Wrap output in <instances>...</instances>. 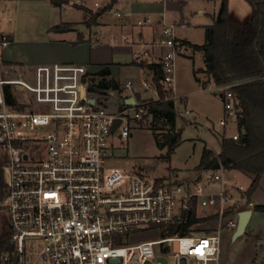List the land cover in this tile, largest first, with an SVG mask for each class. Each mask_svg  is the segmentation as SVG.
<instances>
[{
    "label": "built area",
    "instance_id": "2783aa9c",
    "mask_svg": "<svg viewBox=\"0 0 264 264\" xmlns=\"http://www.w3.org/2000/svg\"><path fill=\"white\" fill-rule=\"evenodd\" d=\"M133 1L123 0L127 10L115 8L112 0L94 5L125 17L135 14ZM139 14L138 25L153 22L152 13ZM176 26L164 19L156 45L166 47L162 83L183 121L192 110L176 94V61L186 50ZM9 43L6 35L0 37V53ZM147 55L134 53L139 61ZM5 66L10 67L0 72V155L13 249L1 257L4 264H161L157 258L169 255L170 264H222L224 233L236 231L240 211L254 209L247 202L248 188L230 179L228 169L220 164L188 179L144 177L117 163L114 133L120 130L121 143L127 142L139 123L153 116L150 101L111 88L91 91L90 71L79 63L39 64L27 73ZM237 83L220 87L224 91ZM126 88L131 90L133 82ZM111 94L118 100L115 111L105 104ZM130 96L134 104L125 102ZM223 102L224 114L214 128L238 126L234 101ZM223 136L238 139L239 131ZM172 227L180 231L169 234ZM149 229H161L165 236L129 242Z\"/></svg>",
    "mask_w": 264,
    "mask_h": 264
},
{
    "label": "rangeland",
    "instance_id": "374dc122",
    "mask_svg": "<svg viewBox=\"0 0 264 264\" xmlns=\"http://www.w3.org/2000/svg\"><path fill=\"white\" fill-rule=\"evenodd\" d=\"M94 1L85 0V4L95 7ZM217 4H219V0L217 2L185 0L180 7L173 6L174 8L172 7V11H170L171 19L179 20L185 16L188 20L184 24L179 21L175 22L178 37L187 38L194 44H204L205 26L211 25L210 14L213 13ZM83 8L80 5L73 6L71 3H65L61 6L50 5L43 0H22L15 8H12L4 0H0V37L4 33H11L14 38V44L9 48L11 55L8 56V59L5 58L3 52L0 53V72L10 67L5 65L11 63L29 64L50 54L48 44H45L48 39L71 36L68 33L50 30L49 27L54 24H65L85 16L82 22L73 24H83L85 26L83 32L88 36H91L94 30H99L100 18H95L94 13L101 7L91 10L92 12L85 11ZM251 13L252 9L247 0H230L227 32L229 39L233 40L236 37L239 29L250 19ZM6 36L10 40L9 36ZM106 38L109 41V35ZM117 41L122 42L121 39ZM136 49L135 51H139L138 47ZM113 51L114 60L132 59L130 48L117 45V47H113ZM185 53L187 55L180 56L176 61L175 82L176 91L188 97L186 106L192 110V114L189 115H185L183 112V121L177 117V128H182L183 142L173 153L168 152L169 146L168 151L167 148L158 146L154 132L162 135L163 140L169 144L170 131L168 127L155 126L153 116H150L139 123V127L132 131L127 142L121 143L119 139L120 130L114 133L115 147L113 153L116 158H119L117 163L150 176L170 174L173 177L177 175L180 179L195 178L200 174L196 166L200 162L203 147L208 145L218 155L223 133L238 132L237 123L214 128L224 114V102L220 96L222 88L215 91L216 85L213 82L207 87L204 86V81L208 78L205 72L204 52L194 51L187 47ZM89 69L92 70V68ZM115 70L123 82L136 77L135 68L119 67ZM196 73H198L200 80L196 78ZM94 74L95 72H90L91 79ZM180 99L185 104V98L181 97ZM105 104L110 111H115L118 106L117 97L111 94ZM194 116H197V120L193 119ZM227 173L230 179L237 180L249 189L252 175L236 169L229 170ZM210 174L211 172H209ZM213 186L214 188L219 187L218 184ZM250 203L253 204L254 211L245 234L235 240L232 238L233 234L224 233L223 235L220 254L222 264H264V212L255 208L257 204H264V175L260 187H258L255 196L250 199ZM5 216L6 210L0 205V238L7 235V240H4V237L2 239L3 247H0V264H4L1 257L13 249L11 231L9 234ZM164 236L165 234L161 229H149L133 234L129 238V242L140 243L160 239ZM6 243L9 244V249L4 248ZM172 250L173 252L178 250V242L173 243ZM157 261L161 264H170L173 262V256H159Z\"/></svg>",
    "mask_w": 264,
    "mask_h": 264
},
{
    "label": "trees",
    "instance_id": "16d2710c",
    "mask_svg": "<svg viewBox=\"0 0 264 264\" xmlns=\"http://www.w3.org/2000/svg\"><path fill=\"white\" fill-rule=\"evenodd\" d=\"M52 1L56 5L69 2L68 0ZM247 1L252 9L251 17L239 29L233 40L227 37L229 0H221L217 14L212 17L213 24L205 26V43L202 45L189 44L194 49L204 52L205 72L209 76L206 83L213 82L216 86H225L240 82L220 93L223 101L226 98L232 99L239 111V138L222 136L218 155L208 145H205L196 169L199 173H203L218 169L222 164L228 170L236 169L252 175V182L246 191L247 202L250 203L264 175V0ZM102 12L103 9L96 11L95 18L99 17ZM71 28L72 23H65L55 25L52 29L62 32ZM82 42L84 40L81 36L72 44L77 45ZM134 64L148 68L153 74V83L159 98L150 100V112L153 115L155 126L169 128V144L159 133L154 132V137L158 146L167 148V151L169 146L168 152L173 153L183 142L182 128H177L174 101L168 97L162 83L161 63H149L143 60L134 61ZM95 75L99 76V80L98 77L91 79V91L107 93V89L110 88L121 90L120 82L112 76L109 66L102 68ZM5 198L6 182L0 155V205L4 208ZM255 208L264 212V204H257ZM5 222L10 234L7 214ZM186 229V226L181 231L178 227H172L169 234L184 232ZM3 237L7 240V235ZM3 237L0 238V247ZM4 248L9 249V244L6 243Z\"/></svg>",
    "mask_w": 264,
    "mask_h": 264
},
{
    "label": "crops",
    "instance_id": "0c3cea01",
    "mask_svg": "<svg viewBox=\"0 0 264 264\" xmlns=\"http://www.w3.org/2000/svg\"><path fill=\"white\" fill-rule=\"evenodd\" d=\"M21 1L22 0H4V2H6L12 8H15L18 5V3ZM43 1H46L50 5H56L53 3L52 0H43ZM68 1L69 2L67 3H71V5L76 6V4L72 2V0H68ZM184 1L185 0H180V1L134 0L132 2L131 9L132 11L135 12V14L127 15L125 17H118L114 13L113 8L109 9V7L105 5L101 7V9H103V12L99 16L101 22L100 29L94 30L91 36H88L85 32H83L84 30L80 31L73 29L74 26L73 23L82 22L85 18L84 16V18L78 19L76 21L68 22L73 24L72 28L68 31H62L63 33L71 34V36H69L68 38L67 37L50 38L45 42V44L46 43L48 44L49 47L48 51L51 52L50 54H47L46 56L40 58L39 60L32 61L29 64H25V63H11V64L14 65L16 71L26 72V73L31 72L34 69V67L39 64H51V63H62V62H74V63L83 64L86 65L88 69L92 68V70L89 69V71L95 73L101 70L102 68L109 66L112 76L120 82V86H121L120 87L121 90L111 88L114 90L112 92H116V91L120 93L123 92L126 95H131L132 93H135L138 99L157 100L159 96L153 83V74L151 70H149L148 68H144L137 64H134V61L137 62L139 61L134 57V53L141 51H148V55L145 57L144 61L149 63H160V60L164 52L166 51V47L162 45H156L157 40L161 38L162 21L164 19L168 21L167 19H169L174 23L178 21L183 24L187 23L188 20H186L187 17L185 16L179 18V20L170 18L171 16L170 11H172V7L176 5L177 7H180L181 4L184 3ZM210 1L217 2V0H210ZM220 3L221 0H219V4L216 5L213 13L210 14L211 18L217 14L220 7ZM229 4H230V0H229ZM113 5L117 9L121 8L127 10L128 8V7L125 8L123 6V0H113ZM80 6L84 7L83 9L85 11L95 10V8H99L96 7L95 5H94L95 7H91L86 4ZM143 12L152 13L153 22L151 24H147L143 26L137 24V20L140 17L139 13H143ZM211 21L213 23V19H211ZM55 25L58 24H54L50 26L49 29L53 30L52 28ZM57 32H61V31H57ZM3 35H8L10 38L9 45L3 50L5 58L8 59V56L11 55V50H9V48L14 44V38L11 35V33H4ZM108 35H109L108 38L109 41L106 40L107 39L106 36ZM81 36L83 37L84 42L79 43L77 45H73L72 43L78 41ZM119 39H121L122 42L117 41ZM180 39L184 41L186 48L188 47L194 51H197L191 46V44H189L192 43L190 40H188L187 38H180ZM117 45L130 48L132 52V59L125 61L114 60L113 47H117ZM136 47L139 48L138 49L139 51H135L137 50ZM183 55H187V54L184 53L181 56ZM190 56L193 55L190 54ZM118 66L124 68L125 67L135 68L136 77L129 78L126 82H123L116 74L115 69L119 68ZM195 76L197 79L200 80L198 73H196ZM93 77H98L97 79L99 80V76L94 74ZM208 80H209V76L207 80L204 81V84ZM128 81L133 82V88L131 90L126 88V84L128 83ZM144 81H147L149 83V87H145L142 84ZM209 85L210 83L208 82L204 86L207 87ZM220 88H221L220 86H215L214 90L217 91ZM204 89L207 90L206 88ZM176 94L180 97H184L186 103H188L187 96L178 93L177 91ZM193 119L197 120V116H194ZM255 193L253 197L255 196Z\"/></svg>",
    "mask_w": 264,
    "mask_h": 264
},
{
    "label": "water",
    "instance_id": "95a60500",
    "mask_svg": "<svg viewBox=\"0 0 264 264\" xmlns=\"http://www.w3.org/2000/svg\"><path fill=\"white\" fill-rule=\"evenodd\" d=\"M73 4V3H72ZM213 23H211L212 25ZM73 29H76V30H80V31H83L85 29V26L82 25V24H78V25H74L73 26ZM90 102L91 103H94V99H90ZM125 102L127 104H134L135 103V98L133 96H130L128 97ZM120 123V120L117 119L115 121V124H114V127L113 129L115 130L117 128V126L119 125ZM253 211L254 209H244L242 211L239 212V220H238V226H237V229L236 231L233 233V236L232 238L235 240L237 239L238 237L242 236L245 234L246 232V228L252 218V215H253Z\"/></svg>",
    "mask_w": 264,
    "mask_h": 264
},
{
    "label": "bare ground",
    "instance_id": "6f19581e",
    "mask_svg": "<svg viewBox=\"0 0 264 264\" xmlns=\"http://www.w3.org/2000/svg\"><path fill=\"white\" fill-rule=\"evenodd\" d=\"M137 173H139L140 175L144 176V177H147V178H153V177H156V176H150V175H147L145 173H142V172H139V171H135Z\"/></svg>",
    "mask_w": 264,
    "mask_h": 264
}]
</instances>
